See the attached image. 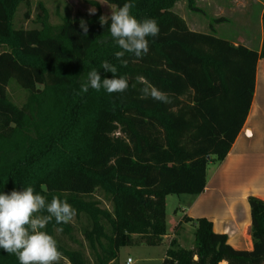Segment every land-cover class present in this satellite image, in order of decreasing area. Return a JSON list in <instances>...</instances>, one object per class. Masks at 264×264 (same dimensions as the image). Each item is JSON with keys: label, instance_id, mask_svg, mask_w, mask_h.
I'll return each instance as SVG.
<instances>
[{"label": "trees", "instance_id": "16d2710c", "mask_svg": "<svg viewBox=\"0 0 264 264\" xmlns=\"http://www.w3.org/2000/svg\"><path fill=\"white\" fill-rule=\"evenodd\" d=\"M28 1L0 0V191L31 185L48 201L54 195L66 199L75 218L87 220L83 236L94 252L93 264H117L121 246L159 244L166 234V195L201 193L207 163L228 153L249 111L256 62L264 58V10L257 51L216 36L211 24L208 33L190 29L172 9L186 1L196 11L194 0H135L132 14L155 18L160 32L147 38L146 56L126 53L123 65L114 56L121 49L109 25L100 23L97 0H83L96 8L94 15H66L52 25L43 9L39 27H16V11ZM102 1L115 8L125 2ZM81 20L88 25L86 36ZM105 60L117 76L128 78V89L78 94L87 72L100 70ZM100 74L112 76L102 69ZM11 78L27 91L19 107L6 95ZM145 84L167 93L171 102L144 97ZM104 113L112 114L119 135L102 158H95ZM65 172L84 176L91 189L57 188L53 181ZM94 192L110 209L100 206ZM248 204L250 250L233 248L210 221L197 218L193 246L185 249L172 240L161 264H264V201L249 197ZM57 228L65 234L72 230L70 223L57 225L53 218L45 231L55 238ZM58 248L59 264H87L81 251L59 242ZM0 264L19 261L0 250Z\"/></svg>", "mask_w": 264, "mask_h": 264}, {"label": "crops", "instance_id": "0c3cea01", "mask_svg": "<svg viewBox=\"0 0 264 264\" xmlns=\"http://www.w3.org/2000/svg\"><path fill=\"white\" fill-rule=\"evenodd\" d=\"M233 1L236 0H214V10L220 12L215 19L229 23L231 18L224 12L229 13L239 6L242 9L237 11L245 8L243 3L234 5ZM249 7H258V35L251 38L240 34L242 36L238 35L235 40H229L259 51L263 35L261 15L264 0H251ZM245 16L246 13L241 15L239 21L243 23ZM209 163L212 167L208 170L206 166L203 191L179 194L181 196L177 198L174 211L179 213L178 222L163 238L168 239L169 245L172 240L179 245L182 234L193 232L195 220L205 218L211 222L214 232L226 235L227 243L233 248L250 250L252 239L248 198L256 197L264 201V58H258L256 62L253 97L241 130L226 156L219 162Z\"/></svg>", "mask_w": 264, "mask_h": 264}, {"label": "rangeland", "instance_id": "374dc122", "mask_svg": "<svg viewBox=\"0 0 264 264\" xmlns=\"http://www.w3.org/2000/svg\"><path fill=\"white\" fill-rule=\"evenodd\" d=\"M100 6L101 16H110L111 9L106 2L97 0ZM251 0H236L233 1L234 5L244 4V9L241 6L234 9L231 12H224L229 15L231 22L223 23L224 21H214L215 15L220 12H216L213 7L214 0H194L195 6L198 8L196 11H192L188 8L186 1L177 2L172 11L184 20L186 25L196 31L210 32V24L215 30V35L221 38L230 39L235 38L240 34L255 38L260 30V20L258 17V7H249ZM110 5V4H109ZM113 9L114 6L110 5ZM95 8L83 0H29L28 4L22 3L17 11L14 20L16 27L22 28H34L39 27L38 19L43 14V9L48 14V21L50 24L55 25L61 22L64 16H77V15H90L89 9ZM96 9V8H95ZM250 9V10H249ZM28 16L25 17V13ZM246 13L244 22H240L241 15ZM225 20V18H222ZM253 46V45H252ZM6 95L8 100L16 106H21L27 96V91L23 89L13 78L8 81L6 87ZM119 135L118 127H115L113 122V116L111 113H104L98 122V131L96 135V143L94 146V156L99 158L101 155L108 151L112 142ZM101 156V158H102ZM207 169H211V164L207 163ZM53 183L59 189L74 190L86 192L91 189L90 182L81 175H73L69 172H65L62 176L58 177ZM93 197L100 200V196L97 192H94ZM181 195L171 194L165 197V235H169L178 222L179 213H175L177 198ZM100 206L106 209H110L107 202L100 200ZM72 230L70 234L61 233L55 229V239L64 247L71 250H79L83 253L87 264H93L95 261L94 252L90 249L89 244L83 236V227L87 226V220L82 215L79 218H73L70 222ZM194 231V230H193ZM194 236L192 231H188L187 234H182L181 242L178 246L189 249L193 246ZM169 241L163 238L159 244L146 245L133 244L121 246L117 252V264H161V261L169 248ZM130 259V263L126 260Z\"/></svg>", "mask_w": 264, "mask_h": 264}, {"label": "clouds", "instance_id": "9594fccd", "mask_svg": "<svg viewBox=\"0 0 264 264\" xmlns=\"http://www.w3.org/2000/svg\"><path fill=\"white\" fill-rule=\"evenodd\" d=\"M107 5L111 14L102 16L100 23L102 26L109 25L110 36L121 49L114 53L115 58L126 65L127 60L123 59L126 53L138 59L146 56L149 52L147 38H155L160 32L157 20L137 19L131 11L135 7V0H125L115 9ZM95 12V8L89 9L90 15ZM79 26L86 36L87 23L81 20ZM101 69L104 73H111V78H102ZM100 70L93 67L87 72L86 78L80 83L78 94H85L89 89L97 92L103 89L109 94L122 93L128 89V78L117 76V68L109 61H103ZM142 79L138 77V80ZM141 93L144 97H151L164 104L171 102L167 93L150 84H145ZM42 211H46L47 215H41ZM76 214V209L66 199L54 195L48 201L46 195L36 192L31 185H22L20 190L13 189L8 193L0 191V250L15 255L19 264H59L62 253L54 236L45 231L46 226L53 218L57 225L68 224ZM57 231H62V228H57Z\"/></svg>", "mask_w": 264, "mask_h": 264}, {"label": "built area", "instance_id": "2783aa9c", "mask_svg": "<svg viewBox=\"0 0 264 264\" xmlns=\"http://www.w3.org/2000/svg\"><path fill=\"white\" fill-rule=\"evenodd\" d=\"M126 262H127V263H130L131 261H130V259L128 258V259L126 260Z\"/></svg>", "mask_w": 264, "mask_h": 264}, {"label": "bare ground", "instance_id": "6f19581e", "mask_svg": "<svg viewBox=\"0 0 264 264\" xmlns=\"http://www.w3.org/2000/svg\"><path fill=\"white\" fill-rule=\"evenodd\" d=\"M220 264H225L224 262H221Z\"/></svg>", "mask_w": 264, "mask_h": 264}]
</instances>
